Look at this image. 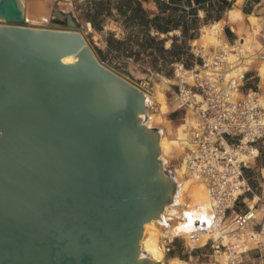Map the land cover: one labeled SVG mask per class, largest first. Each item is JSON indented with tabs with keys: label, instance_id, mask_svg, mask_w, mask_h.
Wrapping results in <instances>:
<instances>
[{
	"label": "water",
	"instance_id": "1",
	"mask_svg": "<svg viewBox=\"0 0 264 264\" xmlns=\"http://www.w3.org/2000/svg\"><path fill=\"white\" fill-rule=\"evenodd\" d=\"M0 19V264H157L140 241L177 184L143 88L71 17L0 0Z\"/></svg>",
	"mask_w": 264,
	"mask_h": 264
},
{
	"label": "bare ground",
	"instance_id": "2",
	"mask_svg": "<svg viewBox=\"0 0 264 264\" xmlns=\"http://www.w3.org/2000/svg\"><path fill=\"white\" fill-rule=\"evenodd\" d=\"M20 4L29 24H51L50 17L52 16L46 9L39 6L27 7L25 0H20ZM229 19L232 30L237 36L236 43L229 44V47L242 53L246 58L248 70L256 69L258 71L261 89L258 96L264 110V19L255 14L244 16L237 8L230 11ZM1 22L4 21L0 19ZM225 23L221 20L203 27L200 38L193 44L200 45L201 48L205 47L204 51L209 52L206 50L213 46L216 48L217 35H220L224 43L228 44L222 30ZM230 58H234V53H230ZM76 60L73 55H68L63 59L65 63H73ZM132 73L134 72L132 71ZM135 74L137 77L146 75ZM185 74L187 76H184ZM190 75L189 72L183 73L178 69L175 81L178 82L179 77L191 81V78L188 77ZM151 80V87L143 88L147 105L146 125L159 129L160 159L165 169L170 171L174 177L177 193L173 203L165 208L159 219L145 224L143 237L140 241L142 255L149 257L157 264H190L187 259L179 255L168 257L167 243L173 238H180L184 240L188 248L194 249L206 245L211 239L214 241V247L218 248L211 264H239L242 262V253L256 248L260 243L264 245V232L255 227L263 216L262 208L258 207L259 195L256 194L255 198L249 202L251 210L246 214V218L249 219L246 223L243 222V217L240 214L233 213L225 217L220 216L215 229L200 230L199 222H211L217 207V203L210 193L207 178L187 166V157L193 148L191 134L199 128L201 119L192 108L186 107L183 121L174 126L166 116L183 108L182 99L179 94L173 98L168 96L167 91L172 82L170 79L163 77L162 81L158 82L154 77H151ZM239 95L243 96V93L241 92ZM244 148L246 150L240 154V158L248 166L253 165L255 158L259 155V148L247 144L244 145ZM169 167H172V170Z\"/></svg>",
	"mask_w": 264,
	"mask_h": 264
},
{
	"label": "crops",
	"instance_id": "3",
	"mask_svg": "<svg viewBox=\"0 0 264 264\" xmlns=\"http://www.w3.org/2000/svg\"><path fill=\"white\" fill-rule=\"evenodd\" d=\"M25 2L27 7L39 6L46 9L54 23H67L68 17H71L102 60L107 64H114L117 71L129 74L142 88L151 86V77L158 82H161L163 77L168 79L176 77L174 73L176 64H183L188 70L200 68L202 59L198 53L201 46L194 45L193 42L200 38L203 27L223 20L226 22L224 34L227 41L231 44L236 43L237 36L229 22L232 9H240L244 16L255 14L264 19V0H25ZM55 11H60V15L54 16ZM202 48L205 50V47ZM255 70L251 69L246 76L244 86L247 85V90L256 86V78L259 75ZM135 73L146 75L137 77ZM257 147L259 155L255 158V163L244 170V174L252 192L264 197V145ZM252 192L245 193L235 203L231 214H243L248 210L249 202L255 198ZM259 208H262L261 204ZM173 248L174 255L181 257L183 253ZM252 250H255L252 253L253 259H260L264 263V245L260 243ZM210 256L211 254L207 253L200 255L191 253L188 259L192 257L193 260L197 259L198 264H211L214 260L208 259Z\"/></svg>",
	"mask_w": 264,
	"mask_h": 264
},
{
	"label": "built area",
	"instance_id": "4",
	"mask_svg": "<svg viewBox=\"0 0 264 264\" xmlns=\"http://www.w3.org/2000/svg\"><path fill=\"white\" fill-rule=\"evenodd\" d=\"M222 30L224 32V27ZM216 39V48L213 46L209 52L204 48L199 50L200 68L188 70L183 64L174 65L175 76L178 69L191 74L188 76L191 81L179 77L175 87L183 108H192L201 119L199 128L191 134L193 148L187 157V166L207 178L210 193L217 203L213 220L199 222L201 231L215 229L218 218L225 217L245 193L252 192L244 174L248 165L240 154L246 150L245 144H264V110L258 91L242 92L250 72L246 58L229 47L230 42L224 43L220 35ZM230 53H234L233 59ZM241 92L243 96L239 95ZM252 195L255 197L256 193ZM258 204L262 206L263 216L255 227L264 232V197L259 196ZM250 210L249 207L240 214L244 223L249 220L246 214ZM171 242L167 243V254L172 251ZM210 242L217 251L211 239L202 247Z\"/></svg>",
	"mask_w": 264,
	"mask_h": 264
},
{
	"label": "rangeland",
	"instance_id": "5",
	"mask_svg": "<svg viewBox=\"0 0 264 264\" xmlns=\"http://www.w3.org/2000/svg\"><path fill=\"white\" fill-rule=\"evenodd\" d=\"M235 44V43H234ZM93 46V45H92ZM95 49V48H94ZM206 49V48H205ZM206 51H209V50H206ZM97 52V51H96ZM98 54V53H97ZM99 55V54H98ZM255 73L257 75H259L258 71L255 70ZM172 82L170 83V88L169 90L167 91V94L170 98H173L174 96L178 95V91H177V88L175 87V84L177 83L175 81V77H173L172 79H170ZM259 83H260V77L257 76L256 78V82H255V87L253 88V90H257L258 92H261V89L259 87ZM151 87V86H150ZM150 87H146V88H150ZM247 91V85L243 86L242 87V92H246ZM184 115H185V108H182V109H178L176 111H173L172 113L168 114L166 116V118H168L169 120L172 121L173 125L174 126H177L179 125L183 119H184ZM155 129L159 130L157 127H154ZM257 145H264L263 143L259 142L257 144H255L254 146H257ZM256 160V159H255ZM170 170H172V167H169ZM259 207V206H258ZM231 214V212L229 211L227 213V215ZM173 241V242H171ZM171 248H172V251L170 253L167 254L168 257H172L174 255V248L175 247V250H178L180 251L182 254V258L184 259H187L190 264H198V261L197 259H194L191 257L190 259L189 256L191 255V253L193 255H200L202 253H207V254H211V256L208 258L210 259L211 261L214 260V254H215V250L211 247V244L212 242H210L207 246L205 247H201V248H194L193 250H191V248H188L186 245H185V242L184 240L180 239V238H173V240L171 239ZM214 244V243H213ZM260 245V244H259ZM258 245V246H259ZM257 246V247H258ZM223 247H225V245H223ZM255 250H252L250 249L249 251L245 252L244 254H242L243 258H242V262L240 264H264L262 263V260L260 259H257V260H254L253 259V254ZM252 254V255H251ZM251 256V257H249Z\"/></svg>",
	"mask_w": 264,
	"mask_h": 264
}]
</instances>
